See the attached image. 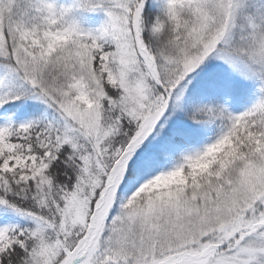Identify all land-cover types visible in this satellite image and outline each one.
<instances>
[{
    "label": "snow or ice",
    "instance_id": "1",
    "mask_svg": "<svg viewBox=\"0 0 264 264\" xmlns=\"http://www.w3.org/2000/svg\"><path fill=\"white\" fill-rule=\"evenodd\" d=\"M0 264H264V0H0Z\"/></svg>",
    "mask_w": 264,
    "mask_h": 264
}]
</instances>
